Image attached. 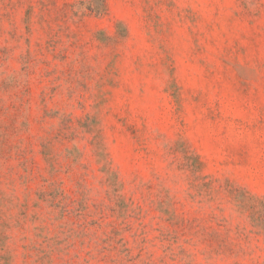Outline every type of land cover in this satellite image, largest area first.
Wrapping results in <instances>:
<instances>
[{
    "label": "rangeland",
    "instance_id": "rangeland-1",
    "mask_svg": "<svg viewBox=\"0 0 264 264\" xmlns=\"http://www.w3.org/2000/svg\"><path fill=\"white\" fill-rule=\"evenodd\" d=\"M0 264H264V0H0Z\"/></svg>",
    "mask_w": 264,
    "mask_h": 264
}]
</instances>
